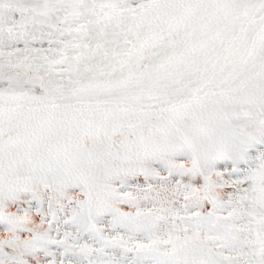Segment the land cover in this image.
Returning <instances> with one entry per match:
<instances>
[{
	"label": "snow or ice",
	"instance_id": "6c2138e0",
	"mask_svg": "<svg viewBox=\"0 0 264 264\" xmlns=\"http://www.w3.org/2000/svg\"><path fill=\"white\" fill-rule=\"evenodd\" d=\"M0 264H264V0H0Z\"/></svg>",
	"mask_w": 264,
	"mask_h": 264
}]
</instances>
